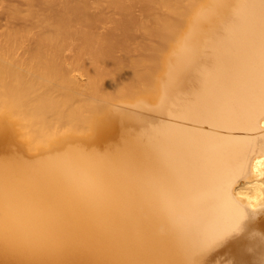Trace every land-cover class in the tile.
<instances>
[{
  "label": "bare ground",
  "instance_id": "bare-ground-1",
  "mask_svg": "<svg viewBox=\"0 0 264 264\" xmlns=\"http://www.w3.org/2000/svg\"><path fill=\"white\" fill-rule=\"evenodd\" d=\"M6 11L0 264H208L237 233L240 264L264 253V0Z\"/></svg>",
  "mask_w": 264,
  "mask_h": 264
},
{
  "label": "rangeland",
  "instance_id": "rangeland-1",
  "mask_svg": "<svg viewBox=\"0 0 264 264\" xmlns=\"http://www.w3.org/2000/svg\"><path fill=\"white\" fill-rule=\"evenodd\" d=\"M12 0H0V29H1V26H3V24H5L7 21H8V17H7V11H6V5H8L9 4V2H11ZM140 7H137V10L138 11H140ZM214 33H217V35L220 33L219 31H215ZM206 49H208V48H206ZM203 51H208V50H203ZM67 52H70V50H68ZM149 104V103H148ZM139 113H141V115H143L144 117H146V119H147V122L143 125V127L142 128H145V129H147L149 126H152V125H155V123H156V114H155V112H153V111H149V110H140V111H138ZM261 205H264V204H261ZM261 205H259L260 206V208L261 209H263L264 208V206L262 207ZM259 206L257 207L258 209H256L257 211H263V210H260V208H259ZM260 212H257L258 214L260 213ZM261 213H263V212H261ZM257 214V216H259V215H261V214H259L258 215ZM262 229V228H261ZM260 229H258V232H259V234H262V232H264V231H262V230H260ZM262 231V232H261ZM256 232H257V230H256ZM242 234L240 233H237L235 236L236 237H228L227 238V242L226 243H224V241L223 242H221L222 244H219L220 246H222V248H219V245H216L217 246V248H218V250L216 251V250H214L213 249V252H212V256H209V260H211L210 258H212V260H211V262L207 259L206 260V263L208 262V264L210 263V264H240V262H241V258L239 259V260H237L238 259V257H237V255L233 252L234 251V249H233V246L231 245L232 244V241H234V239H237V238H240V236H241ZM239 236V237H238ZM251 239H253V238H255V239H257L258 237H255V235H254V237L252 238V237H250ZM264 238V237H263ZM223 243L225 244V246H226V248H224V245H223ZM229 244V245H228ZM254 247V246H253ZM253 247H250V252H252V251H255L254 250V248ZM225 249V250H223L222 251V249ZM229 248H230V250H229ZM220 249V250H219ZM226 249H228V250H226ZM215 251V252H214ZM221 251V252H220ZM230 251H232L233 253H234V255L231 253H229ZM218 253H220V254H218ZM215 254V255H214ZM259 255H261V256H259ZM216 256V257H215ZM233 256H236V258H234ZM262 256H264V253L262 252L261 254H258L254 259H251V264H255V263H257L255 260H257V261H261L259 264H263L264 262V260L262 261V259L264 258V257H262ZM259 257H262L261 259L259 258ZM259 259V260H258ZM237 260V261H236ZM248 262V261H247ZM249 263V264H250ZM257 263V264H258ZM248 264V263H247Z\"/></svg>",
  "mask_w": 264,
  "mask_h": 264
}]
</instances>
